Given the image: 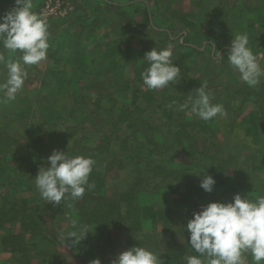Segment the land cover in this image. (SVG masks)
<instances>
[{"label": "rangeland", "instance_id": "obj_1", "mask_svg": "<svg viewBox=\"0 0 264 264\" xmlns=\"http://www.w3.org/2000/svg\"><path fill=\"white\" fill-rule=\"evenodd\" d=\"M130 1H133V5L126 12L129 22H122V18L116 14L115 22L111 25L107 11H98L102 24L99 23V27L90 34L94 36L86 40L90 46H86L83 41L79 43V39L54 38L60 47L68 46L65 55H61V60H64L57 61L58 67L53 65L55 69L27 70L29 75L25 86L16 96L19 101L0 102V151L2 147H9L19 158L27 157V147L31 144L41 143L47 147L62 142L69 148L81 147L83 142H95L102 138L94 131L105 130L108 133L104 135L100 144L102 149L96 156L79 155L94 156V174H105L107 180L113 178L115 173L121 180L126 176L133 177L134 169H129L133 163L128 162L132 161L128 157L141 158L145 156L144 153H148V162L143 170L137 173V167H134L137 174L133 183L135 189L133 187L134 191L129 196L114 195L115 188L109 187L110 183L101 186L99 194L96 190L101 184H95L93 189L85 191L77 204L80 210L83 207L85 210L90 209L87 207L90 206L92 209L89 212L95 214V219L102 221L110 217L114 220L112 225L118 226L124 215L125 202L127 205L129 202L133 204L135 215L138 211L136 200L147 203L148 212L161 218L157 221L158 232L153 230L148 236V241L154 245L162 238V232L168 238L172 237L169 232L174 223H187L193 211H199L201 205L207 204L202 195L209 193L200 187L205 175H211L216 180V194L226 186L230 187L236 177L240 179L238 186L242 183L243 188H246L253 181L256 187H250V190L259 191L257 196L264 195V172H260L259 164L253 165L256 160H264V129H261L264 128V79L256 88L248 87L227 60L231 42L240 33H247L249 42H255L253 52L259 50L264 54V7L255 14L250 11V7L248 11L242 12L240 10L243 7L222 5L215 8L201 4V0V5L197 7H193L196 0H181V5L177 4V0ZM42 2L40 0L37 6V13ZM212 9L219 10L215 14ZM238 9L242 14L238 13ZM78 12L76 0H64L61 12L48 17L47 23L50 25L53 22L55 25L57 20ZM80 13L84 15L82 11ZM174 15H183L188 26L181 27L172 19L170 22ZM104 18H107V22H103ZM109 25L110 29L114 27V32H107ZM188 28L206 34L203 39L193 35L191 46L194 49L188 47L187 40L180 37L185 33V38L190 32L177 31ZM157 29L163 31L157 32ZM169 46L173 50L174 64L181 70L179 82L170 84V88L150 91L141 84L140 74L148 66L143 60L144 54L155 47L159 50ZM254 54L261 57V54ZM261 60V66L264 67V57ZM43 63L46 65L47 62ZM60 66L64 68L59 69ZM4 75L5 70H0V78L4 79ZM202 84H206V91L213 95L212 103L224 106L227 117L218 116L205 122L196 117L199 121H185L180 127H175V132L168 133L173 123L175 126L177 121L184 119L177 116H181L185 109H181L183 104L180 103L175 107L168 106L170 110H157L156 98H161V95L166 99L181 96L189 100L190 96H196V89ZM245 95L252 100L242 99ZM135 96L147 101L146 119L141 118L138 109L123 111L126 107L124 102H131ZM2 99L3 94L0 93ZM190 108L191 105L188 106ZM118 110L120 112L116 116L114 112ZM183 115H191V112L187 110ZM113 127L120 128L122 133L111 132ZM187 131L191 137L186 135ZM140 141L145 143L148 150L131 148L128 151L129 143ZM17 143L21 144L19 148H13ZM124 143H128L125 148ZM44 152L38 155L42 156ZM227 159L230 160L228 165ZM26 162L19 167L21 175L25 174V169H32ZM108 162H112L109 169L105 167ZM45 163L47 166V159ZM12 164L0 166V169L9 171L18 166L13 167ZM180 173L188 175L184 176L190 179V188L180 197L179 213H164L163 205L159 203L163 193L161 190L169 186L171 179ZM181 183L182 179L178 180V184ZM87 192L94 193L93 197ZM141 193L142 198L139 199ZM110 201L111 207L107 205ZM122 201L125 202L120 203ZM6 216L10 217V214L3 212L0 220H6ZM130 218V221H136L135 217ZM85 222L88 225L91 219ZM183 232L181 230L180 235L174 236L183 238ZM134 237H139L137 231ZM147 248L150 249L149 245Z\"/></svg>", "mask_w": 264, "mask_h": 264}, {"label": "crops", "instance_id": "obj_2", "mask_svg": "<svg viewBox=\"0 0 264 264\" xmlns=\"http://www.w3.org/2000/svg\"><path fill=\"white\" fill-rule=\"evenodd\" d=\"M76 1L78 3L79 8V12L76 15H69L70 17H66L63 20H57L55 22V25H53V22L49 25L48 31L50 33V48L48 50V59L47 61H45L47 62L46 65H43L45 63L42 62L39 66H30L27 68L28 71H35L38 69H55L54 67H58L56 62L64 60H61V55L63 53L65 55L66 47L68 46L63 45V48L60 47L61 45L59 44V42L56 39L54 40L55 37H59L60 39L73 38L77 41L79 39V43L83 41L86 46H90L89 42H86V40H89V37H93L94 35H90L91 32L94 31L96 27H99V23L102 24V21L100 20V15H98V11L106 10L109 15V18L111 17L109 22L112 21V25L115 22L114 18L117 17L116 14H118V17L122 18V22H129V17L126 12L129 8H131L130 6L133 5V1L130 0ZM180 1L181 0H177L178 5H181ZM188 1L192 2V0ZM230 1L232 2H224V0H201L200 2V0H196L195 3H193V7H197V5H199L200 3H204L207 6L215 8L222 5H231L243 7V10H240L242 12L248 11V7H250V11L255 14H257L258 11L262 7H264V0H252L251 2L249 0ZM39 2L40 0H33V11L37 12V6L40 4ZM144 2H146V0ZM13 7H15V0H0V15H3L6 11H10ZM217 10L219 9L213 10L215 11V14L217 13ZM81 11L84 15H81ZM240 11L238 9V13L242 14V12L240 13ZM171 19L172 21H177V23L181 27L186 28V26H188L185 25V18L183 15L171 16L170 22H172ZM103 22H107V18H104ZM171 24L174 25L173 23ZM52 25L53 27L56 26L55 30L53 29ZM159 30L161 29H157V32ZM188 30L178 29L177 31L190 32V34L185 38V33L182 34V36L180 37L186 39L187 42H185L187 46L191 49H194L191 46V38L193 37V35L203 39L206 34H204L200 30L197 31L192 28H188ZM114 31V27L110 29L109 25L107 32L112 33ZM192 31L193 33L191 34ZM254 45L255 42H249V47L251 49H253ZM70 49L71 51H73L72 47H70ZM254 53L262 54L259 50L254 51ZM0 54H3L6 60L9 58L10 55L7 50L3 49L2 45H0ZM19 55V53H16L12 58L16 59L19 57ZM54 56H57V58H55ZM62 68L64 67H59V69ZM0 70H5L2 64H0ZM2 81L3 79L0 78V82ZM241 98L250 101L252 100L246 95L242 96ZM15 101H19V99L16 97ZM124 103L126 104V107L123 111H131L132 109H138L141 112V118H147V111H145V109H148L146 106L147 101H145L144 99H140V97L135 96V99L131 102ZM156 103L159 107L157 108V110L162 109L163 111L170 110L168 106L175 107L177 105H180V103H182L183 105H190L189 100L185 98L182 99L181 96L172 98L168 97L166 99L161 95V98H156ZM187 110L190 111V109L185 108V111L183 113L185 114ZM119 112L120 111L118 110L114 113L116 114V116H118ZM183 113H181V116L177 117H183L184 119L181 121H177L175 126L173 123V126L171 125V128L167 130L168 133L175 132V127H180V124L185 123V121H199L196 120L197 116H195L194 114L191 113V117V115L185 116L183 115ZM129 114H131V112ZM140 128L142 129V127ZM261 129L264 128L261 127ZM111 132L117 134L122 133L121 129L118 127H113ZM94 133H99V136H101L102 138L100 140H96L95 142H83L81 143V147L72 146L71 148H69L68 145L63 144L62 142L57 143L55 146L49 145L47 147L46 145H42L41 143L31 144L29 145V147H27V150H29L27 157L18 158L15 154H13L11 148H1L0 166H8L11 163H13V167H15L16 165L18 166L16 168L10 169L9 171H5L3 168L0 169V217L3 212L10 214V217H5L6 220H0V264H91V262L96 259H99L101 261V264H112V261L121 252L135 245H139L142 247H148L149 245L150 249L153 246L154 249L151 250L154 251L158 256H160V259L163 261V264H186V261L184 259L185 256L197 255V253H195L194 250L191 249V246L188 244L189 233L185 229L187 223H174L171 226V232H169L171 233L172 237L168 238V235H165L162 232V238H159V241L155 242L154 245L148 241V236L153 232V230H156V232H158L157 230L159 223L157 224V221L161 218L160 215L153 216V214L149 213L148 205L145 202L139 203V201L136 200V206H138V211L135 215L136 221H130L131 215L129 214V210L131 209V207L134 208L133 204L128 200L127 201L129 202V205H127L125 201V203L123 201L120 202L124 203L125 209L124 215H122V218H120V223L118 224V226H116L112 225L114 220H111L110 217H108L109 219L107 218L106 221H100L98 219H95V214L89 212L91 211L90 209H92L90 206H87L90 209L85 210V207H83L80 210L78 207L79 205L77 204V200H68L67 202L62 201L60 205H53L40 197V194L35 187L34 181L35 176L38 173L39 167L46 165L45 160L47 159V157L51 155L53 150L65 151L66 154L70 156H77L80 153H84L85 155L94 154L96 156L97 152L102 149V146H100V144L102 140H104V135L107 134L108 131L97 130L94 131ZM127 144L128 143H124L123 148H125ZM20 145L21 144L17 143V145H15L13 148L18 149ZM129 146L130 148L128 149V151L131 148H134V150H148V148L145 147V143H142L141 141L135 142V144L129 143ZM105 150L109 149L105 148ZM42 151L45 152L42 156H39L38 153ZM3 152L4 154H9L6 155L9 157H6ZM147 154L148 153H144L143 155L145 156L142 155L143 157L141 158L128 157L130 160H132L128 162L130 164L133 163L129 166V169H134L133 177L126 176V178H123L121 180V178L117 177V173H115L113 178L107 180V175L99 174L97 176L94 174L95 172L92 171L89 183H92L94 185L101 184L98 186L99 190H96L99 192V194H101V186H105V183H110L109 187L115 188L113 189L114 195L125 197L130 192L132 193V191H134L135 189L133 183L136 180L137 174L134 167L136 166L137 173H140L141 170H143V166L145 167L146 163L148 162V159L146 158ZM92 158L95 160L94 156ZM227 160L226 165H228V162L230 163V160ZM25 161H27V164L31 165L32 169H25V174L21 175L19 167ZM154 162L158 164L160 163L157 161ZM257 164H259V167L261 169L260 172H264V160H256L253 165L258 166ZM111 165L112 162L110 164L109 162L107 164L105 163V167L107 166L108 169L111 167ZM47 166H50V164L48 163ZM184 175L186 174L182 175L180 173V175H175L171 179L172 181L170 182V185L166 186L164 189L161 190L163 193L161 194V200L159 201V203L163 205L164 213H167L169 211L172 213L178 212L181 193H183L186 189L190 188V179L185 177ZM180 179H182L183 183L178 184V180ZM238 180L240 182V179H237L235 177V182L231 183L230 187L223 186L225 188L218 194H216L213 190L208 195H202L205 203H209L211 201L230 202L234 194L236 193H239L242 197L248 195L250 199L257 197V193L259 191H252L254 187H256L254 184H252L253 181H251V184L248 187L243 188L244 185L242 183L241 186H238L240 185ZM250 187H253V189L250 190ZM87 193L90 197H93L94 193ZM141 198L142 193L139 196V199ZM69 204H71V207H69ZM107 205L112 206L111 201L108 202ZM86 212L89 213L87 214ZM67 217H71L73 219L78 220L81 225H87L85 224V220L88 218L91 219V222L88 223L89 233L86 234L85 238L81 240L78 244L71 247H68L67 245H69L75 238H67V233L71 230ZM176 230H179L176 233L178 235L181 234V230L184 231L183 238H177L174 236V232ZM117 231L120 232L117 233ZM136 231L139 233L138 238L134 237V233ZM245 257L247 264H254L250 253H246Z\"/></svg>", "mask_w": 264, "mask_h": 264}, {"label": "clouds", "instance_id": "obj_3", "mask_svg": "<svg viewBox=\"0 0 264 264\" xmlns=\"http://www.w3.org/2000/svg\"><path fill=\"white\" fill-rule=\"evenodd\" d=\"M33 0H15V7L0 15V45L7 50L6 60L0 54V64L5 75L0 82V102L14 101L25 86L27 68L39 66L48 59L50 33L47 18L33 11ZM215 48V44L212 45ZM19 53V57H12ZM264 57V54H261ZM249 47L247 33L234 36L227 60L232 70L248 87L256 88L264 79V67ZM147 67L140 76L148 90L170 88L179 82L180 67L174 64L173 50L169 46L156 47L144 54ZM202 84L196 96L189 97L190 111L203 121L227 117L224 106L212 103L213 95ZM188 104L181 105V109ZM50 166H41L35 176V187L40 197L53 204L82 199L86 190L95 187L89 183L95 160L90 156H70L65 151L53 150L47 157ZM216 180L205 175L200 187L208 193L214 190ZM71 207V204H69ZM71 230L67 238H75L68 247L75 246L89 233L88 225L67 217ZM185 229L189 233L188 244L197 255L185 256L186 264H247L246 253H250L254 264H264V195L250 199L248 195L234 194L230 202L214 201L201 205L193 211ZM91 264H101L99 259ZM112 264H163L154 251L147 247L133 246L121 252Z\"/></svg>", "mask_w": 264, "mask_h": 264}, {"label": "built area", "instance_id": "obj_4", "mask_svg": "<svg viewBox=\"0 0 264 264\" xmlns=\"http://www.w3.org/2000/svg\"><path fill=\"white\" fill-rule=\"evenodd\" d=\"M64 0H43L39 13L45 14L46 18L58 15L63 7Z\"/></svg>", "mask_w": 264, "mask_h": 264}, {"label": "trees", "instance_id": "obj_5", "mask_svg": "<svg viewBox=\"0 0 264 264\" xmlns=\"http://www.w3.org/2000/svg\"><path fill=\"white\" fill-rule=\"evenodd\" d=\"M189 133H190V132L187 131V134H186V135H187L188 137H191V134H189ZM158 168H159V167H158ZM173 172H174V171H173ZM197 186H198V185H197ZM186 193H187V190H185L183 193H181V195L186 194ZM132 209H133V210H131V212H130L129 214H130V215L132 214V216H130V217L133 218V217H135V214H134V208H132ZM132 211H133V212H132ZM106 220H107V219H103L102 221H106Z\"/></svg>", "mask_w": 264, "mask_h": 264}]
</instances>
